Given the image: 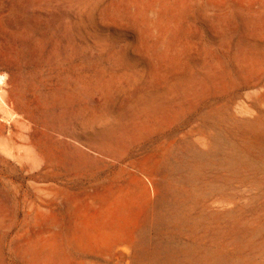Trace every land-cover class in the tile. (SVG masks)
<instances>
[{
  "label": "rangeland",
  "instance_id": "rangeland-1",
  "mask_svg": "<svg viewBox=\"0 0 264 264\" xmlns=\"http://www.w3.org/2000/svg\"><path fill=\"white\" fill-rule=\"evenodd\" d=\"M0 264H264V0H0Z\"/></svg>",
  "mask_w": 264,
  "mask_h": 264
},
{
  "label": "bare ground",
  "instance_id": "bare-ground-1",
  "mask_svg": "<svg viewBox=\"0 0 264 264\" xmlns=\"http://www.w3.org/2000/svg\"><path fill=\"white\" fill-rule=\"evenodd\" d=\"M3 80H4V77H3V75H2V74H0V84H2V83H3ZM0 98H1V95H0Z\"/></svg>",
  "mask_w": 264,
  "mask_h": 264
}]
</instances>
